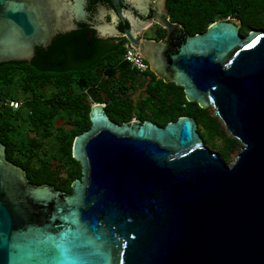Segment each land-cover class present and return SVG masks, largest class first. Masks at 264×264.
Returning a JSON list of instances; mask_svg holds the SVG:
<instances>
[{"label": "water", "instance_id": "1", "mask_svg": "<svg viewBox=\"0 0 264 264\" xmlns=\"http://www.w3.org/2000/svg\"><path fill=\"white\" fill-rule=\"evenodd\" d=\"M156 21L172 30L167 0ZM234 17L183 30L165 67L186 99L215 109L242 144L233 164L192 116L160 125L90 109L71 191L29 181L0 141V264H264V29ZM44 29L20 0H0V62L20 60ZM134 32L124 35L138 49ZM141 57L150 60L142 48Z\"/></svg>", "mask_w": 264, "mask_h": 264}, {"label": "trees", "instance_id": "2", "mask_svg": "<svg viewBox=\"0 0 264 264\" xmlns=\"http://www.w3.org/2000/svg\"><path fill=\"white\" fill-rule=\"evenodd\" d=\"M167 7L171 20L190 33L203 32L227 17L242 22L243 35L264 29V0H167ZM124 51L96 59L87 45L71 49L61 42L33 66L27 61L0 62V95L22 101L18 109L0 107V141L7 159L26 169L30 182L71 191L82 175L73 143L91 126L94 103H104L107 114L119 123L139 119L165 125L192 116L198 130L220 137L221 128L214 122L218 116L188 101L183 87L147 80L124 61ZM231 138L224 145L226 153L238 142Z\"/></svg>", "mask_w": 264, "mask_h": 264}, {"label": "flooded vegetation", "instance_id": "3", "mask_svg": "<svg viewBox=\"0 0 264 264\" xmlns=\"http://www.w3.org/2000/svg\"><path fill=\"white\" fill-rule=\"evenodd\" d=\"M20 1L27 5V9L33 13L44 28L39 32L38 37L32 41V51L20 60H13L27 61L31 66H33L32 63H36V59L40 58L41 54H49L61 42L71 49L82 48L87 45L94 53L92 57L96 59L117 55V52L122 48H133L132 42L124 35L127 31H133L136 45L140 49L146 50L150 57V60L144 58L149 64L147 80L151 79L153 84L160 83V81L165 82L162 77L152 70L153 66L158 64L159 67L160 65L165 67L167 65L171 53L175 52L181 43L183 30H186L179 22L173 21V23L181 24L183 29L177 26L169 30L162 23L155 20L158 0H151L153 6L147 9L144 7L145 0H136L141 10L146 11V15L137 19L131 13H128L129 20H121L118 25H115V21H113V24L118 28L119 35L110 36L106 39L99 38L89 23L96 12L97 5L102 4L107 8L116 9L119 13L121 9L126 7V0ZM169 20L172 21L170 14ZM98 64L101 65V62ZM134 85H138V83L136 82Z\"/></svg>", "mask_w": 264, "mask_h": 264}, {"label": "clouds", "instance_id": "4", "mask_svg": "<svg viewBox=\"0 0 264 264\" xmlns=\"http://www.w3.org/2000/svg\"><path fill=\"white\" fill-rule=\"evenodd\" d=\"M152 6L151 0H145V9ZM128 13H131L137 19L146 15V11L141 10L136 0H126V7L121 9L119 13H117L116 9L107 8L102 4L97 5L96 12L89 23L99 38L106 39L110 36L119 35L118 28L115 25H118L121 20H129ZM113 21H115V25Z\"/></svg>", "mask_w": 264, "mask_h": 264}, {"label": "rangeland", "instance_id": "5", "mask_svg": "<svg viewBox=\"0 0 264 264\" xmlns=\"http://www.w3.org/2000/svg\"><path fill=\"white\" fill-rule=\"evenodd\" d=\"M207 109H209L210 113L214 116L215 115V109L212 107H208ZM215 118V117H214ZM219 121L217 119H214V122H216L217 127L220 126V137L218 138H212L207 132H205V130H203L202 128H200L198 130V132L200 133V135L202 136L203 140L205 141L204 143L206 144V146L209 149L218 151L221 156L225 159V161L228 164H233L236 159L238 154L241 152L243 144L238 140V142H236L235 146L233 147V149L231 150L230 153H226L224 152V145L225 143H227L228 139H232L231 137H234L231 135V133L227 130L226 125L223 123V121L218 117ZM59 123H61V121H59Z\"/></svg>", "mask_w": 264, "mask_h": 264}, {"label": "built area", "instance_id": "6", "mask_svg": "<svg viewBox=\"0 0 264 264\" xmlns=\"http://www.w3.org/2000/svg\"><path fill=\"white\" fill-rule=\"evenodd\" d=\"M124 61L141 75L147 76L149 70L148 62L141 57L139 50L128 47L123 54ZM22 106V101L19 99L5 98L0 95V107H8L10 109H18Z\"/></svg>", "mask_w": 264, "mask_h": 264}]
</instances>
